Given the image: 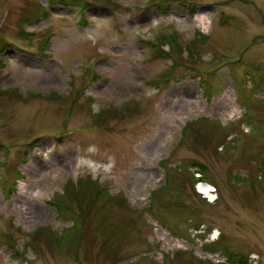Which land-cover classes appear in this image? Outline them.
I'll return each instance as SVG.
<instances>
[{
	"label": "rangeland",
	"instance_id": "374dc122",
	"mask_svg": "<svg viewBox=\"0 0 264 264\" xmlns=\"http://www.w3.org/2000/svg\"><path fill=\"white\" fill-rule=\"evenodd\" d=\"M245 258L264 264V0H0V264Z\"/></svg>",
	"mask_w": 264,
	"mask_h": 264
},
{
	"label": "bare ground",
	"instance_id": "6f19581e",
	"mask_svg": "<svg viewBox=\"0 0 264 264\" xmlns=\"http://www.w3.org/2000/svg\"><path fill=\"white\" fill-rule=\"evenodd\" d=\"M50 82L52 83H56L57 81L56 80H51ZM40 84H48L47 82H45V80H40ZM117 89V88H116ZM134 91V84L131 83V82H125L124 83V86L122 88V91L120 89H117V92L118 93H123V94H130ZM220 107V104H215L214 105V108H219ZM27 191H25L26 193ZM206 192V191H204Z\"/></svg>",
	"mask_w": 264,
	"mask_h": 264
},
{
	"label": "trees",
	"instance_id": "16d2710c",
	"mask_svg": "<svg viewBox=\"0 0 264 264\" xmlns=\"http://www.w3.org/2000/svg\"><path fill=\"white\" fill-rule=\"evenodd\" d=\"M89 184V183H88ZM101 190L100 189H98V191H97V194H99V192H100ZM77 192H79V191H77ZM65 208H62L61 209V214H65V213H67V212H69V207L68 206H64ZM241 264H248V259L247 258H245V260H241Z\"/></svg>",
	"mask_w": 264,
	"mask_h": 264
}]
</instances>
